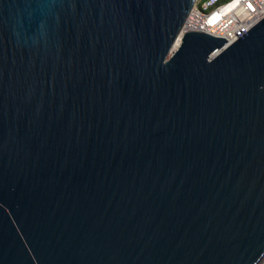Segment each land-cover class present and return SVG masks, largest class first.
Listing matches in <instances>:
<instances>
[{
    "label": "water",
    "instance_id": "1",
    "mask_svg": "<svg viewBox=\"0 0 264 264\" xmlns=\"http://www.w3.org/2000/svg\"><path fill=\"white\" fill-rule=\"evenodd\" d=\"M193 0H0V264H257L264 16Z\"/></svg>",
    "mask_w": 264,
    "mask_h": 264
},
{
    "label": "built area",
    "instance_id": "2",
    "mask_svg": "<svg viewBox=\"0 0 264 264\" xmlns=\"http://www.w3.org/2000/svg\"><path fill=\"white\" fill-rule=\"evenodd\" d=\"M264 16V0H193L173 41L171 50L178 47L188 31H202L224 38L223 47ZM257 264H264V256Z\"/></svg>",
    "mask_w": 264,
    "mask_h": 264
}]
</instances>
